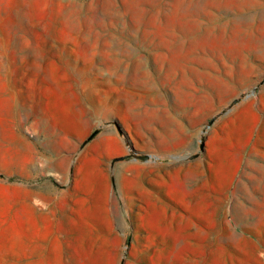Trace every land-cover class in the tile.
Masks as SVG:
<instances>
[{"label":"rangeland","instance_id":"1","mask_svg":"<svg viewBox=\"0 0 264 264\" xmlns=\"http://www.w3.org/2000/svg\"><path fill=\"white\" fill-rule=\"evenodd\" d=\"M0 264H264V0H0Z\"/></svg>","mask_w":264,"mask_h":264},{"label":"bare ground","instance_id":"2","mask_svg":"<svg viewBox=\"0 0 264 264\" xmlns=\"http://www.w3.org/2000/svg\"><path fill=\"white\" fill-rule=\"evenodd\" d=\"M99 113V112H98ZM82 201V200H81Z\"/></svg>","mask_w":264,"mask_h":264}]
</instances>
